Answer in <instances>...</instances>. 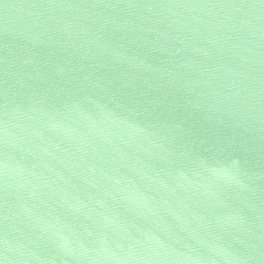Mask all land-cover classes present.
Wrapping results in <instances>:
<instances>
[{"label":"water","instance_id":"95a60500","mask_svg":"<svg viewBox=\"0 0 264 264\" xmlns=\"http://www.w3.org/2000/svg\"><path fill=\"white\" fill-rule=\"evenodd\" d=\"M0 264H264V0H0Z\"/></svg>","mask_w":264,"mask_h":264}]
</instances>
